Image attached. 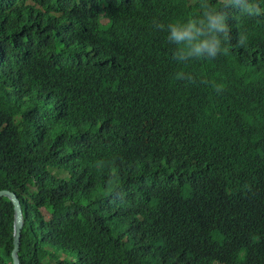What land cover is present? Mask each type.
<instances>
[{"label": "trees", "instance_id": "obj_1", "mask_svg": "<svg viewBox=\"0 0 264 264\" xmlns=\"http://www.w3.org/2000/svg\"><path fill=\"white\" fill-rule=\"evenodd\" d=\"M201 2L0 0L22 264H264V0L225 9L221 54L181 59L168 24ZM13 223L1 198L0 264Z\"/></svg>", "mask_w": 264, "mask_h": 264}, {"label": "clouds", "instance_id": "obj_2", "mask_svg": "<svg viewBox=\"0 0 264 264\" xmlns=\"http://www.w3.org/2000/svg\"><path fill=\"white\" fill-rule=\"evenodd\" d=\"M229 6L249 17L262 14L257 0H202L199 18L168 24V39L178 46L181 59L205 55L214 58L218 52L221 54L224 51L231 41V28L225 11ZM245 40L246 36L241 34L238 43L243 45Z\"/></svg>", "mask_w": 264, "mask_h": 264}, {"label": "water", "instance_id": "obj_3", "mask_svg": "<svg viewBox=\"0 0 264 264\" xmlns=\"http://www.w3.org/2000/svg\"><path fill=\"white\" fill-rule=\"evenodd\" d=\"M7 198L14 207V227H13V250L12 258L13 264H22L19 258V251L21 247L22 230L24 227V212L21 201L18 197L9 191H0V199Z\"/></svg>", "mask_w": 264, "mask_h": 264}, {"label": "rangeland", "instance_id": "obj_4", "mask_svg": "<svg viewBox=\"0 0 264 264\" xmlns=\"http://www.w3.org/2000/svg\"><path fill=\"white\" fill-rule=\"evenodd\" d=\"M43 215L45 217V219H49V215L43 210Z\"/></svg>", "mask_w": 264, "mask_h": 264}]
</instances>
